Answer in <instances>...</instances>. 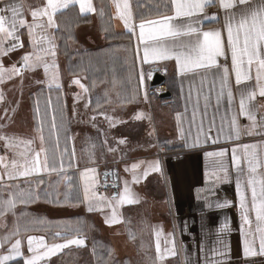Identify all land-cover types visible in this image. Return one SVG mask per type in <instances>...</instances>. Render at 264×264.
Wrapping results in <instances>:
<instances>
[{
  "label": "crops",
  "instance_id": "0c3cea01",
  "mask_svg": "<svg viewBox=\"0 0 264 264\" xmlns=\"http://www.w3.org/2000/svg\"><path fill=\"white\" fill-rule=\"evenodd\" d=\"M150 1H152L153 8L155 9L158 1ZM9 2H22L24 4V10L20 18L25 19L27 24H33L29 5L35 9L41 8L46 4V0H0V8L5 7ZM90 2L94 9L91 12H81L78 3L70 5L67 9H62L54 17L57 25L55 28L47 27V17L38 19L37 23H44L45 28H35L34 35L37 38L40 35L50 37L51 43L55 45V56L39 51V49H48L50 47L47 42L37 45L36 48L33 47L28 35L27 26L18 28L17 35H19V41L9 39L5 43L4 47L6 48L11 43L23 45L22 47L18 46L15 51H10L7 55L0 57V61H2L5 68H10L12 65H15L22 69L21 75L14 76L12 79H8L5 76L4 82L0 83V93L3 94V101H0V125H5V127L0 128V133L14 138L17 144L24 139L27 141V135H18L16 130L11 129L12 126L13 128L15 127V123L18 121L15 109L18 105L24 106L25 108L29 107L28 111L25 109L28 113V121L36 123L43 117L41 116L43 113L38 108L39 100L46 104L49 100L50 102L56 100L59 103V99H61L62 106L72 104L74 107L75 100H80L82 96H87L89 99L92 98L90 94L92 81L86 76L91 71L88 72L86 68L82 67L78 59H74L72 66L68 67L67 56L61 44L59 30L66 24L76 26V36L71 39L70 49L73 52L78 54L83 53L84 55H87L88 52H93L91 50L95 49L96 39L97 37L99 38L97 33H101L100 29H98V25H101L102 22L99 18L100 15L99 17L97 15L98 4L101 5L107 2L111 9V17L108 18L111 26L114 25L116 31L121 34L130 31L125 28L124 22L119 18V12L114 0H90ZM120 3L122 4L123 0H120ZM134 3L135 0H129L133 17L132 22L135 25L134 34L137 40L135 61H133L134 64L130 62L132 64L131 72L128 69V76L133 93H131V96L138 100L143 95L141 98L145 99L144 93L141 92L145 86L139 83V73L143 70V83L147 84L149 82L148 79L151 82V78L154 75L153 69L160 67L162 72L167 76V82L164 86L159 87V90H156L158 93L156 101L159 107L164 109L165 115L162 120H158L160 117L158 113L160 111L157 112L158 109L156 110L155 103L150 98L146 102L139 104L137 102V104H134V109H132L133 111L130 112V115L127 113L122 114L123 112L120 114L115 112V116L113 113H103L105 119L101 120L105 122H108V120L116 122L119 117L117 122H126V128H129L127 125L130 123L136 122L137 130H142V132L149 122L152 124L154 140L147 156L142 155L127 158L126 160L115 162L118 164V167L109 168L118 171L119 195L117 197L122 194L123 186L122 172L120 169L121 164L125 162L129 163L130 166L127 168V171L132 172L133 170L135 173H140V171H145L148 168L149 159L158 157L160 160L161 174L165 170L169 175L167 205L170 209L169 216L172 232L180 235V246H182L183 251L182 263L264 264V257L262 256L247 258L243 256V241L245 237L242 235V220L238 207L239 197L235 183L236 167L232 160V150L234 148L237 149V156L243 157V145H257V154L264 160V97L257 95L256 99L249 104V109L256 117V127L253 129L254 134L248 135L246 133V127H251L252 122L246 116L240 114L239 89L245 86L235 85L234 73L230 72V86L233 91L231 105L228 103L226 92L219 105H217L216 96L221 89V85L219 79L211 73L208 74L206 79L201 80L199 75L194 78L192 76L182 77L178 72L175 60L155 61L148 64L143 63V45L137 39L139 23L143 20L157 19L162 14L173 15L174 9L170 4V0H168V7L165 12L157 13L151 18L139 19L136 15ZM149 4L151 3L146 4L143 9H148ZM205 12L208 16L215 15L219 22L203 19V14H200L203 30L221 29L224 23L223 10L217 5L206 8ZM7 16L10 19L11 13H7ZM6 26L8 25L6 24ZM121 53L124 59L129 62L130 56L127 51H121ZM26 54H33L31 61L33 63H35V54L41 55L42 61L36 64L34 69H24L22 67V57ZM84 55L83 57H85ZM80 57L81 55L78 58L80 59ZM219 59L221 63L226 62L230 68V54L227 61L224 58ZM45 64L48 67L47 73L44 70ZM103 68H105L103 71L107 73L106 65ZM93 69L92 71H94ZM149 73H151V76H149ZM54 75L56 76L55 81L53 79ZM77 80L79 84L75 83ZM246 83L254 85L255 82L253 80ZM57 84L60 86L57 87ZM167 89L171 90L173 95L170 99L162 100L159 97V93ZM67 91L71 93V97L67 96ZM150 94V96L155 97L152 90ZM205 96L208 97L207 107H205ZM69 98L72 102L68 101L66 103V99L69 100ZM42 102L40 103L42 104ZM92 103L93 101L89 100L88 104H86L89 116L92 114L90 112ZM76 107L80 110L81 114V104L76 103ZM166 112L169 113V118L171 117V129L163 125L165 123V117L168 116ZM24 113L25 111L23 110ZM138 115H141L140 119L136 118ZM233 116L237 118L241 129V137L239 140L235 139L234 131L230 126V121ZM20 119L23 122L26 120L24 117ZM91 119L89 120L91 121ZM147 129L145 130L148 131ZM41 130L39 128L36 129L37 133L40 132V134L47 137L45 130ZM230 136L232 137L231 139L229 138ZM44 148L46 149V146ZM162 148H165V153L160 152ZM221 150L225 152L224 156L209 155V153H218ZM16 153L15 150L6 149L4 141H0V157L7 158L0 162V176L3 177L5 175L4 164L8 165L7 170L12 169L10 155H16ZM133 165H137V167L133 168ZM241 166L247 170L246 163L243 159L241 160ZM109 169L92 167L84 168L80 172V183L83 188V193L85 186L83 174L87 171L89 195L92 196L94 194L95 196L90 201L85 200L86 204L101 201L102 204L106 205L110 201L101 199L104 197L98 192L97 187V184L99 185L102 181L103 170ZM258 171L264 174V169H259ZM225 176H227L226 180H217V177L223 178ZM244 179L246 180L247 177H244ZM247 191L250 197V190ZM225 202H230V206L218 207V205L224 204ZM250 216L253 220L251 227L255 229L254 212ZM244 230L247 231V226H245ZM256 235L255 247L258 250V233ZM29 257H31V254L24 256L22 259L23 263ZM17 258L19 257H14L7 261L6 264H10V262ZM40 264H44L43 261Z\"/></svg>",
  "mask_w": 264,
  "mask_h": 264
},
{
  "label": "rangeland",
  "instance_id": "374dc122",
  "mask_svg": "<svg viewBox=\"0 0 264 264\" xmlns=\"http://www.w3.org/2000/svg\"><path fill=\"white\" fill-rule=\"evenodd\" d=\"M159 1L162 2L159 5L156 3L155 9L152 1H149L148 3L151 4L144 12L141 9L138 10L137 5L134 3L135 10H138L136 11L137 17L146 19L153 17L157 13L165 12L168 7V0ZM125 38L126 45L120 47V53L121 51H127L130 56L129 62L127 61V67L131 72V65L135 61L137 40L134 31H130V35ZM115 61H112L113 65L111 66L113 68L118 67V63ZM102 70H105V68ZM106 70L107 73H110V69ZM104 76L102 78L105 79ZM91 80L92 84H94V80L92 78ZM107 81L105 82L104 80L101 84L115 89V92H112L111 88L108 89L110 103L98 111L89 108L90 112H92L91 116L88 114L89 111L86 104H88L89 100L93 101L97 94H101L103 90L105 91V86L103 88L99 87L96 89L93 87L90 89L92 98L89 99L87 96H82L80 100H75L74 107L72 104L64 106L65 127L61 128L60 135L62 138L65 132L69 135L74 154L68 161H63L62 172L59 170L61 156L58 157L59 163L56 164L57 171L55 172L41 170L39 173L29 177H18L9 180L6 173L12 171V169H4L5 175L0 180V193H2L3 197L8 198L10 193L16 194L19 191H25L31 192L32 198L26 203H21L22 199L28 198L16 196L15 215L8 213L4 217L6 227H0V241L3 242V246L0 247V255H14L11 252V245L16 239H21L22 255H14V257L32 255L28 251L27 237L43 236L45 242L49 245L52 243H64L67 239L72 238H83L85 241V246L77 247L76 245H71L56 256L51 257L50 262L49 260L47 262L43 261L44 264H105V262L107 264H183L181 261L183 251L182 246H180V235L174 234L170 225V209L167 205L169 175L165 170L161 174L158 157L149 159L148 168L145 171H140V173H135L133 170L132 172L127 171L130 166L129 163L125 162L120 165L123 185L122 194L127 183V187L133 197L138 200V203L118 205L117 200H112L113 190L111 188L105 189L102 180L99 185L97 184L98 192L106 200H110L112 206H106L107 204H102L101 201L86 204L80 183V172L82 169L92 167L109 169L118 167L115 162L142 155L147 156L154 140L150 122L145 126V129L148 127V131L144 129L142 132V130H137L136 122L130 123L127 125L129 128H126V122H117L119 117L116 122L112 120L105 122L101 120L105 119L103 113H113L114 115L115 112L117 114L123 112L122 114L127 113L130 115V112L134 109V104L146 102L150 98L154 101L155 108L156 110L158 109L157 112L160 111L158 120H162L165 115L164 109L159 107L156 101L157 91L154 93L155 97L150 96L152 89L150 84H148L150 83L149 79L147 84L143 83L145 88L141 91L144 95L147 93V98L142 99V95L138 100L134 99L133 96L131 97L130 93L132 92L127 93L125 89L123 90L117 81H114L111 86L107 84ZM67 96L71 97L69 91H67ZM68 101L72 102L70 98L69 100L66 99V103ZM76 103L82 106L81 114L76 107ZM28 108L19 105L15 108L18 121L15 123V127L13 128L12 126L11 129L16 130L18 135H27V141L31 140L33 143L27 146L18 143L11 150H15L17 153H27L30 160L34 157L35 151H39L42 146L45 147L46 136H44V142L41 145L39 139L41 134L36 131L38 126L35 122L28 121V113L26 112ZM112 108L114 109L113 111ZM23 110L25 111L24 114ZM166 114L168 115L169 113L166 112ZM22 117L26 119L24 122L20 119ZM164 121L163 125L171 129V117L169 118V115L166 116ZM41 128L43 129L42 126ZM21 141L26 142V139ZM17 153L10 156L12 161H17V170L23 171L21 165L25 163V158L17 155ZM41 158H43V154H41ZM157 167L158 170H154ZM72 180H74L73 184L67 185ZM37 196L39 199H36ZM90 204L93 208L99 207L101 210L89 211ZM105 209L107 210L105 211ZM114 209L120 222L109 225L105 220L112 216ZM81 214H84V219H81V217L78 219L77 216ZM50 218L55 220L48 222L47 220ZM34 220H43L47 224L31 223ZM17 227H19L20 235H11V233L16 231ZM25 228L30 230L25 231ZM76 229H80V231L77 232L75 231ZM56 232H60L61 236L55 237ZM130 234L134 238H130ZM67 235H70V237L65 238ZM173 239L176 249V255L174 256L167 253V250L172 246L171 242ZM157 243H159L161 253H164L165 258L163 260L158 258Z\"/></svg>",
  "mask_w": 264,
  "mask_h": 264
},
{
  "label": "snow or ice",
  "instance_id": "6c2138e0",
  "mask_svg": "<svg viewBox=\"0 0 264 264\" xmlns=\"http://www.w3.org/2000/svg\"><path fill=\"white\" fill-rule=\"evenodd\" d=\"M114 2L119 12V18L124 22L125 28L134 31L135 25L132 22L133 17L129 0H123L122 4L120 0H114ZM77 3L81 12L94 10L90 0H46V4L41 8L33 9L29 5L33 24H27L25 19L20 18L24 10L22 2H9L5 7L0 8V57L7 55L10 51H15L18 46H23L18 43H11L9 47H4L9 39L19 41L18 28L25 26L28 28V35L33 47L36 48L37 45L47 42L50 47L48 49H39V51L55 56V45L51 43V38L46 35H40L37 38L34 35L35 28H45L44 23H37V21L41 17H47V27L55 28L57 27L54 19L56 14L61 12L62 9H67L70 5ZM170 4L174 9L173 15L162 14L157 19L143 20L138 25L139 34L137 39L143 45L142 62L148 64L155 61L175 60L178 72L182 77L192 76L194 78L199 75L201 80H204L211 73L219 79L221 85V89L216 96L217 105L225 96V92L228 103L231 105L233 91L230 86V72L234 73L235 85L245 86L239 89L240 114L246 116L252 122L251 127H246V133L248 135L254 134L253 129L256 127V117L249 109V104L256 99L257 95L264 97V0H170ZM217 5L224 12L222 28L203 30L200 14H203V19L219 22L215 15L208 16L205 12L206 8ZM7 13H11L10 19ZM229 54L230 68L226 62L221 63L219 59L224 58L227 61ZM32 56L33 54H26L22 57V67L24 69H34L35 65L42 61V56L35 54V63H33L31 62ZM44 70L47 73L48 67L46 64ZM21 72L22 69L15 65L5 68L2 61H0V83L4 82L5 76L8 79H12L14 76L21 75ZM149 76H151V73H149ZM53 79L55 81V75ZM253 80L255 82L254 85L246 83ZM143 81L144 73L141 70L139 73L140 85H143ZM75 83L79 84V81L77 80ZM56 86L59 87L60 85L57 84ZM145 98H147V93H145ZM204 100L205 107H207L208 97L205 96ZM0 101H3L2 93H0ZM141 115L136 118L140 119ZM230 126L234 131L235 139L239 140L241 129L235 116L232 117ZM3 127L5 125H0V128ZM229 138L231 139L232 137L230 136ZM39 139L41 145H43L44 136L42 134ZM0 141H4L5 148L9 150L17 146L14 138L5 136L2 133H0ZM20 143L31 145L33 141H20ZM243 148L244 155L242 158L237 156V149L234 148L232 150V160L236 167L235 183L239 197L238 207L242 220V235L245 237L243 241V256L245 258L264 257V174L258 171L259 169H264V160L257 154V145H243ZM41 154H43V158H41ZM17 155L25 158V163L21 165L23 171L17 170V161L13 160L11 163L12 171L6 173L9 180L18 177H29L39 173L41 170L57 171L55 153L50 155L43 146L39 151H35L34 157L30 160L27 153L20 152ZM209 155L224 156L225 152L221 150L218 153H209ZM242 159L246 163L247 170L241 166ZM3 160L4 157H0V162ZM3 166L8 169L7 164ZM63 167V162L61 161L59 169L61 172ZM136 167L137 165H133V168ZM154 170H158V167ZM83 175L85 179L84 199L90 201L95 196L94 194L92 196L89 195L87 171ZM244 177H247V179L245 180ZM2 179L3 177L0 176V180ZM221 179L226 180L227 176L223 178L217 177V180ZM247 190H250V197ZM16 196L27 197L28 199L20 201L21 203H26L32 198V193L19 191L16 194L10 193L8 198H4L2 193H0V227H6L4 217L8 213L15 215ZM36 199H39V197L37 196ZM101 199L106 200V198ZM113 199L117 200L118 205L138 203V200L133 197L127 187V183L123 194L119 197H113ZM106 206L111 207V201H108ZM227 206H230V202L218 205V207ZM88 210L100 211L101 208H93L90 204ZM253 212L256 222L255 229L251 227L253 220L250 214ZM105 222L109 225L120 222L115 209L112 216L106 218ZM31 223L42 225L45 221L34 220ZM245 226H247V231L244 230ZM225 227L227 226L225 225ZM28 230L30 229L25 228V231ZM75 231L79 232L80 229ZM257 233L258 250L255 247ZM11 235L19 236V227ZM60 236V232L55 233V237ZM130 238H134V236L130 234ZM171 244L172 246L167 250V253L174 256L176 255L174 239ZM27 245L28 251L32 255L24 261V264H40L41 261L47 262L51 257L56 256L71 245H76L77 247L85 246V241L83 238H72L67 239L64 243H52L49 245L45 242L43 236H28ZM2 246L3 242L0 241V247ZM11 252L15 256L22 255L21 239H16L11 245ZM157 253L159 259L163 260L165 258L164 253H161L159 243H157ZM14 255H0V264H6L7 261L14 258Z\"/></svg>",
  "mask_w": 264,
  "mask_h": 264
},
{
  "label": "trees",
  "instance_id": "16d2710c",
  "mask_svg": "<svg viewBox=\"0 0 264 264\" xmlns=\"http://www.w3.org/2000/svg\"><path fill=\"white\" fill-rule=\"evenodd\" d=\"M149 1L150 0H135V4L137 5L138 10L141 9L144 12L145 9H143V7L146 4H148ZM156 1H158V4L162 2L159 0H156ZM110 12H111V9L109 5L107 4V2L102 3L101 5L98 4L97 15L98 17L100 15L99 18L102 21L101 25H98V29H100L101 33H97L99 38L97 37L96 39V43L94 45L95 49L91 50L93 52H88L87 55L86 54L84 55L83 53L78 54L76 52H73L70 49L71 39H73L76 36L75 35L76 26H72L68 24L64 25L59 30L60 40H61L62 47L65 50L64 51L65 55L67 56L68 67L72 66L74 59H78L80 60L82 67L86 68L88 72L91 71V73H89L88 75L86 74V76L89 78L90 81H92L91 78L94 80V84H92L91 82V86H92L91 88L93 87L96 89L99 87L103 88L105 85L101 83L104 80L105 82L108 80L107 84L109 86H111L114 81L115 82L117 81L121 85L122 89L123 90L125 89V91L128 93V92H132V86H131L130 79L128 76L127 60L124 59V57L121 55L120 47L121 46L124 47L126 45L125 37L130 35V31L124 32L123 34L117 32L115 29V26L114 25L111 26V22L108 19L111 17ZM80 55L81 57L79 59L78 57ZM83 55L85 57H83ZM113 60H116L115 62L118 63V67L113 68V66H111L113 65L112 64ZM105 65L107 69H110V73H105L102 69H100V68H103ZM92 69L94 71H92ZM103 76L105 77V79L102 78ZM109 79H110V82H109ZM104 88H106L105 91L103 90L101 94H97V96L93 99V103H92L93 110L98 111L102 107H104L106 104L110 103V94L108 93V89L111 87H108L106 85ZM114 90L115 89L111 88L112 92H115ZM40 102L42 101L39 100L38 108L40 109L41 113H43V115H41L43 117L41 120L36 122V125L39 127V129H42L41 128L42 126L46 132V135H47L46 142H45L46 149L48 150L50 155L52 153H55L56 162H57L56 164L59 163L58 161L59 156H61L62 162L65 160L68 161L73 155L72 142L69 140L70 137L68 134H66V132H65V135H63V138L60 135L61 128L65 127V119L63 115L65 112V107L62 106L61 99H59V103L56 102V100L52 102H50L49 100V102L46 104L44 102H42L41 104ZM74 180L67 183V185H72ZM83 215L81 214L80 216H77L78 219L80 217L81 219H84L85 217ZM53 220L55 219L50 218L47 221L53 222ZM45 224H47V222H45ZM69 237L70 235L69 236L67 235L65 238H69ZM22 259L23 257H19L15 259L14 261L10 262V264H24Z\"/></svg>",
  "mask_w": 264,
  "mask_h": 264
},
{
  "label": "water",
  "instance_id": "95a60500",
  "mask_svg": "<svg viewBox=\"0 0 264 264\" xmlns=\"http://www.w3.org/2000/svg\"><path fill=\"white\" fill-rule=\"evenodd\" d=\"M154 75L151 79L150 86L152 88V93H155L159 87L164 86L167 82V76L162 72L160 67H155L153 69ZM172 91L167 89L159 93V97L162 100H167L172 97ZM102 180L105 189L111 188L113 190V196L117 197L119 195V182H118V171L116 169L103 170Z\"/></svg>",
  "mask_w": 264,
  "mask_h": 264
},
{
  "label": "built area",
  "instance_id": "2783aa9c",
  "mask_svg": "<svg viewBox=\"0 0 264 264\" xmlns=\"http://www.w3.org/2000/svg\"><path fill=\"white\" fill-rule=\"evenodd\" d=\"M160 152L165 153L166 152L165 148L160 149Z\"/></svg>",
  "mask_w": 264,
  "mask_h": 264
}]
</instances>
